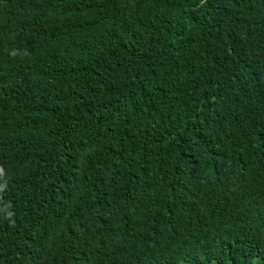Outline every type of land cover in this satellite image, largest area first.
Here are the masks:
<instances>
[{"label":"trees","instance_id":"trees-1","mask_svg":"<svg viewBox=\"0 0 264 264\" xmlns=\"http://www.w3.org/2000/svg\"><path fill=\"white\" fill-rule=\"evenodd\" d=\"M0 264H264V0H0Z\"/></svg>","mask_w":264,"mask_h":264},{"label":"clouds","instance_id":"clouds-1","mask_svg":"<svg viewBox=\"0 0 264 264\" xmlns=\"http://www.w3.org/2000/svg\"><path fill=\"white\" fill-rule=\"evenodd\" d=\"M13 55H15V53H13Z\"/></svg>","mask_w":264,"mask_h":264}]
</instances>
